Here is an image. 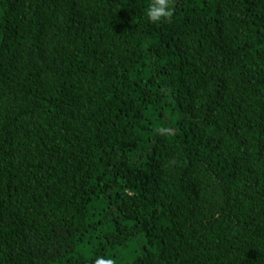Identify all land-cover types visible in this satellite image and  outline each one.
<instances>
[{"label":"trees","instance_id":"1","mask_svg":"<svg viewBox=\"0 0 264 264\" xmlns=\"http://www.w3.org/2000/svg\"><path fill=\"white\" fill-rule=\"evenodd\" d=\"M150 3L0 0V264H264V0Z\"/></svg>","mask_w":264,"mask_h":264},{"label":"clouds","instance_id":"2","mask_svg":"<svg viewBox=\"0 0 264 264\" xmlns=\"http://www.w3.org/2000/svg\"><path fill=\"white\" fill-rule=\"evenodd\" d=\"M145 15L150 23L170 22L174 15V0H151L146 8ZM155 132L161 136L171 135L172 129L167 125H162L158 126ZM172 163H175V161H172ZM94 264H117V262L111 258L98 257Z\"/></svg>","mask_w":264,"mask_h":264}]
</instances>
